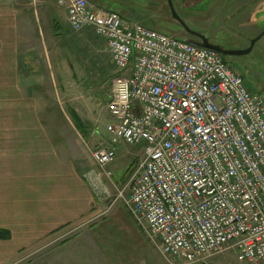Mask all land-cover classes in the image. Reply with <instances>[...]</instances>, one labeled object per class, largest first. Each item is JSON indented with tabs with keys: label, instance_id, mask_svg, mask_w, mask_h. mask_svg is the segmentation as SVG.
<instances>
[{
	"label": "built area",
	"instance_id": "built-area-1",
	"mask_svg": "<svg viewBox=\"0 0 264 264\" xmlns=\"http://www.w3.org/2000/svg\"><path fill=\"white\" fill-rule=\"evenodd\" d=\"M67 22L101 39L114 68L107 141L90 158L110 175L120 145L142 148L122 202L167 264H264V99L184 37L87 0L68 1Z\"/></svg>",
	"mask_w": 264,
	"mask_h": 264
},
{
	"label": "rangeland",
	"instance_id": "rangeland-1",
	"mask_svg": "<svg viewBox=\"0 0 264 264\" xmlns=\"http://www.w3.org/2000/svg\"><path fill=\"white\" fill-rule=\"evenodd\" d=\"M68 1L65 3L66 12ZM229 1L232 0H171V4L182 22L204 36L208 42L216 43L225 50H242L248 47L245 30L241 28L243 15L238 17L237 13H230L231 9L228 10L227 5ZM242 1L244 0H234L232 9ZM110 2L112 10L125 19L180 37L197 39L186 33L171 17L166 0ZM222 4L224 7H221ZM256 4L253 10L254 21L264 27V0H259ZM219 7L225 13H218ZM71 32L80 34V31ZM83 37L85 41L75 37L77 42L70 45L68 60H60V67H54L58 64L51 53L50 70L41 69L39 73L34 74L36 76L22 75L21 106L14 102L13 93H5L4 100L0 97V119H4L0 122V132L4 136L0 138V144L3 145L1 149H8L12 147L13 137L10 132H17V129L22 134L29 132L28 128L31 127L23 123L28 117L41 121L42 124H38V127L43 128L53 142L54 162L57 166L61 164L64 167L58 170L56 166V171L61 172L66 178V183L71 182L70 175L75 172L76 180L79 184L84 182L86 190H89L91 197L98 203L101 212L95 218L80 220L65 230L44 236L19 237L28 238L27 240L14 237L11 242L8 240L9 236L3 238L6 245L11 244L16 250L6 254L0 264H93L97 261H111L116 264H167L154 242L135 222L122 202V198L129 194L131 176L143 155L142 148L129 144L120 145L115 159L106 167L110 175L95 166L90 158V149L107 141L104 126L109 117L105 104L111 76L106 77V73L110 66L112 73L114 68L110 58L100 52V42L89 29H84ZM226 59L233 70L242 76L247 88L257 92L264 99V36L254 43L248 53L228 56ZM25 64L27 67L31 66L29 63ZM20 72L24 73L26 70L21 68ZM69 110L79 117L86 129L84 133L76 128ZM9 154L7 152L0 159L6 168L13 162V156ZM5 178L9 181V173ZM6 191L9 192V188H6ZM112 202L114 206L122 207L124 212H127L128 231L121 221L115 223L114 220L111 229L118 230L116 239L113 237L112 241H108V235L111 233L106 232L104 238H101L105 245L93 250V237L88 240V236L81 239L76 236L95 222L104 220ZM114 213L115 211L111 212L112 215ZM125 235L128 237L124 240L122 237ZM112 247L117 248L113 251L110 250ZM208 264L238 263L232 254H224L211 259Z\"/></svg>",
	"mask_w": 264,
	"mask_h": 264
},
{
	"label": "crops",
	"instance_id": "crops-1",
	"mask_svg": "<svg viewBox=\"0 0 264 264\" xmlns=\"http://www.w3.org/2000/svg\"><path fill=\"white\" fill-rule=\"evenodd\" d=\"M87 1L93 6L113 9L110 7V0ZM258 1L244 0L234 9H232L234 0L227 3L228 10L231 9L230 13H237L238 17L243 15L241 28L245 30L247 43L250 37L264 28L259 26L260 23L255 22L253 18V10ZM65 3L66 0H29V2L0 0V97L3 100L5 93H13L14 102L21 106L22 75L36 76L34 74L39 73L41 69L50 70L51 53L58 64L54 67H60V60H68L70 45L77 42L75 40L78 37L84 40V29L78 35L72 34L67 22ZM29 5L33 6L29 8ZM221 7H224V4ZM221 7L217 12L225 13ZM247 9L248 11H245ZM91 34L100 42V52L109 57L103 41L92 31ZM25 63L31 66L27 67ZM20 67L26 72H20ZM111 75L110 66L106 77ZM1 120L4 121L0 119L1 123ZM23 123L31 127L28 128L29 132L22 134L19 129L17 132H10L13 137L12 147L7 142L10 146L8 149H1L3 145L0 144V159L7 152L13 156V162L8 168L0 160V229L8 231L10 242L14 237L35 238L65 230L73 223L86 218H95L101 212L98 203L91 197L89 190H86L84 182L79 184L76 180L75 172L70 175V183L64 182L66 178L58 172L63 166L61 164L57 166L53 159L55 154L52 139L42 130L43 128L38 127V124H42L41 121L28 117L23 120ZM0 138H4L1 132ZM7 173H9V181L5 178ZM65 183L66 188H64ZM6 188L10 191H6ZM114 211L112 215L111 212ZM106 216L104 220L95 222L96 224H92L90 228H85L76 237L80 236L81 239L83 236H88V240L93 237L92 248L95 250L105 245L101 238H104L103 235H106V232L111 233L108 235L110 237L108 241H112L113 237L116 239L118 230L111 229V223L114 224V220L115 223L121 221L128 231V214L122 207L114 206L113 202ZM127 237L125 235L122 238L125 240ZM19 239L27 240L28 238ZM5 243L6 241L0 238V263L4 261L6 254L14 253L16 250L11 244ZM125 246L128 248L127 244ZM116 248L112 247L110 250L115 251ZM93 264L116 263L97 261Z\"/></svg>",
	"mask_w": 264,
	"mask_h": 264
},
{
	"label": "water",
	"instance_id": "water-1",
	"mask_svg": "<svg viewBox=\"0 0 264 264\" xmlns=\"http://www.w3.org/2000/svg\"><path fill=\"white\" fill-rule=\"evenodd\" d=\"M166 3H167V7L169 9V13H170L171 17L174 20H176L182 26L183 30L186 33H188L189 35L197 37L196 40L190 39L189 40L190 43H192L196 46H199V47L215 50V51L221 53L222 55H224L226 57L243 55V54L248 53L251 50L255 39H252L250 41L249 46L245 49H242V50H225V49H222L219 45L212 44V43L208 42V40L204 36H202L201 34L195 32L193 30H191L182 22V20L179 18V16L175 13V11L172 7V4H171V0H166Z\"/></svg>",
	"mask_w": 264,
	"mask_h": 264
},
{
	"label": "trees",
	"instance_id": "trees-1",
	"mask_svg": "<svg viewBox=\"0 0 264 264\" xmlns=\"http://www.w3.org/2000/svg\"><path fill=\"white\" fill-rule=\"evenodd\" d=\"M192 36V35H190ZM193 37V36H192ZM185 38V37H184ZM186 40H190L191 38H185ZM226 58V57H225ZM69 115L71 117V119L73 120L76 128L84 133L86 131L85 127L81 124L79 117L76 115V113L72 110H69ZM9 236V233L6 229H0V238H7Z\"/></svg>",
	"mask_w": 264,
	"mask_h": 264
},
{
	"label": "flooded vegetation",
	"instance_id": "flooded-vegetation-1",
	"mask_svg": "<svg viewBox=\"0 0 264 264\" xmlns=\"http://www.w3.org/2000/svg\"><path fill=\"white\" fill-rule=\"evenodd\" d=\"M263 35H264V28H263L261 31H259L257 34H255L254 36H252V37H250V38L248 39V46H249L250 41H251L252 39H255V41H254V43H255L257 40H259L260 38H262ZM193 38H197V37L193 36ZM254 43H253V45H254ZM253 45H252V47H253ZM251 49H252V48H251Z\"/></svg>",
	"mask_w": 264,
	"mask_h": 264
}]
</instances>
